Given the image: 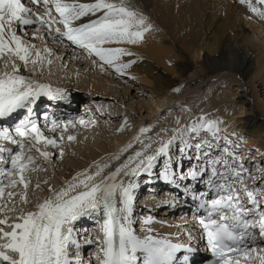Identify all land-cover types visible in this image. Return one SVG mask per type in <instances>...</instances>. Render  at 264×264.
<instances>
[{"label":"snow or ice","instance_id":"obj_1","mask_svg":"<svg viewBox=\"0 0 264 264\" xmlns=\"http://www.w3.org/2000/svg\"><path fill=\"white\" fill-rule=\"evenodd\" d=\"M239 3L264 21V10L256 6H264V0ZM28 28L33 40L44 42L43 48L24 39ZM153 30L135 0H0V264H92L83 258L82 245L95 246L90 253L95 264H193L196 250L190 244L157 238L151 216L135 217L141 177L151 183L160 157L166 160L159 178L191 200L195 213H202L198 223L213 264H264V248L254 246L257 229L264 238V180L257 183L258 177L231 150L219 119L201 115L190 123L175 120L178 127L162 129L171 136L150 154L155 136L142 139L152 129L141 127L134 137L139 149L130 142L108 162L77 173L56 189L45 179L48 194L42 200L36 195L44 189L40 181L33 185L31 174L47 171L41 161L52 162L49 149L60 146L70 125H85L83 119L49 123L45 115L41 128L35 117L33 106L40 97L66 94L37 79V69L45 62L50 66L56 55L48 42L78 51L72 59L87 58L102 73L134 80L130 70L139 62L136 50ZM29 65L31 73L25 75ZM45 129L60 135L49 138ZM184 160L189 161L186 170ZM107 168L112 170L102 175ZM82 219L93 221L98 234L78 229Z\"/></svg>","mask_w":264,"mask_h":264},{"label":"bare ground","instance_id":"obj_2","mask_svg":"<svg viewBox=\"0 0 264 264\" xmlns=\"http://www.w3.org/2000/svg\"><path fill=\"white\" fill-rule=\"evenodd\" d=\"M137 1L140 2V5H137V7L149 17L154 30L146 35L144 43L137 48L136 59L139 62L130 70L131 74L142 81L149 79L150 93L156 95V97L165 98L169 92L178 85L179 81L184 80L186 73L190 71L196 72L195 68L200 67L197 79L200 78L202 81H205L206 78L211 77L212 75L216 76V74L222 72L228 71L234 73L238 77L239 82H241L240 88H242L240 91H238V89L232 90L230 94V96L236 101V107L233 108L235 111L230 112L223 110L224 104L217 103L216 108L220 110H217V113L211 117L215 118L221 116L228 119V123L225 124L223 121L224 123L221 125V136H231L232 133L233 139L227 137L231 145L234 144L233 140L235 139L242 141L246 151H243L241 160L245 167L248 169L252 168L254 167L255 162L259 165L260 160H264V104L255 107L253 105V97H255L256 100V96L259 97L260 95H264V21L252 15V13L248 11L247 6L240 4L239 0ZM252 3L255 5V0H252ZM165 5H167V7H164ZM256 6L264 10V6ZM175 7L178 12L177 14H173ZM249 16L252 18L249 19ZM160 29L167 33V39H169L168 43L171 47L169 50L167 48L168 46H162L163 34L160 32ZM258 35L263 37L259 38ZM171 49H173V52L170 51ZM197 51L203 52V58H199L198 62L194 61L193 57ZM190 52L192 54H189ZM174 53H176L177 56H174ZM2 69L3 60L0 59V70ZM42 69H45V64L42 68L37 69L38 75H44L41 73ZM31 70L32 66L29 65V71L24 74L29 75ZM53 74L55 76H52L51 79L56 80L59 78L62 85L69 84L70 79L72 81H79L75 76H71L68 82H62V79H60L61 76H58L55 73ZM82 83L84 82L81 81L77 83V86H84ZM194 83L196 82L189 81L188 84L192 85ZM89 84L92 85L90 88V90H92L91 93L93 92L95 94V97L92 96L89 98L98 100V105L95 109L90 107L92 104L87 101L89 100V98H87L88 96L86 97L84 94L75 93L68 95V89L66 87L69 86L67 85L61 87L66 90L67 95H64L65 99L60 98L58 102L56 101L57 107H55L54 110L61 112L65 109L69 112L68 109L71 108L70 110L73 113H76L77 111H80V109L78 110L77 108V103L79 101H86V104H88L87 106H89L88 109H97V116L98 114H103L104 117L107 116L109 118L111 115L109 113L108 104L106 103L112 102L110 101V99H112L110 98L111 94H109L106 87L101 82L93 84V81H91ZM257 88L263 89V92ZM67 96L69 97V100ZM238 106H240V108H237ZM87 111L86 106H83V109L79 114L86 116ZM170 112L172 113L173 111ZM109 119L112 121L111 118ZM84 121L87 122L86 120ZM77 127L84 128V130H93V126L90 123H86L83 127L80 126V124L75 125L74 127L69 126L68 131L72 132L77 129ZM99 129L100 131L103 130L102 134H104V136H109L110 133L112 134L113 132V130H110L109 128ZM120 130L121 129L118 131ZM87 131L89 132V130H86V132ZM49 132L53 134L51 131ZM233 133H235V135H233ZM65 134L63 133L65 138L69 135L75 137L73 133ZM221 141H223V139H221ZM108 147L109 144L107 142L97 145L95 156L93 155V150L90 149H84L83 152L78 151L79 153L74 159H70V155L66 153L64 157L68 163H63L59 157L60 159L57 161V172L62 175L65 182H69L73 176L77 175V173L91 168L95 163L104 159L107 155L110 154L113 156L114 149L110 151V148L108 149ZM49 151L54 154L53 149H49ZM251 151H254V155L253 153L248 155L247 152L250 153ZM245 159H247L246 163H244ZM260 166H262V164H260ZM255 170H258L257 166L253 169L254 172H256ZM258 172L259 174L264 173L262 170H258ZM155 180L159 181V177ZM62 185L64 184L61 183V181L54 180L52 186L56 189ZM41 186L44 190L39 191V194L41 195L40 197H44L48 194V186ZM163 191H165V194H168L173 198H182V196L179 195V190L165 187V190ZM143 198L145 200H153L157 197L153 195ZM151 207V204L147 207H143V209H145L143 210V213H148V209ZM169 208L176 212L182 211L179 210V205H176L175 207L170 206ZM183 212L184 211H182V213ZM170 214L174 219L173 222L178 218L175 227H172L166 222L170 219ZM172 214L173 213H169V211L162 213L161 216L165 217L163 220L166 219L165 224L161 222L162 224L160 225H152L153 233L168 237L178 229L176 226L181 225V229L188 230L187 233L189 234V237L184 234L186 231L184 230V233H179L178 238L187 239L185 243L191 239V243L194 241V247L198 250H202V247L200 248L199 246L201 235L198 237L199 232L192 227H196L195 222L188 224L186 220H180V218H182L180 217L181 214H174V216ZM142 215L143 214H141V216ZM183 215L184 214H182V216ZM148 216L150 215H147L146 217ZM187 219L189 221V218ZM80 227L82 226L80 225L79 228ZM171 227L172 229H170ZM138 230L140 229L138 228ZM82 231H85L83 227ZM182 235H184V237H182ZM178 238L176 241H180ZM180 242L182 243L183 241ZM88 246L90 247V245H85V248L87 249Z\"/></svg>","mask_w":264,"mask_h":264},{"label":"rangeland","instance_id":"obj_3","mask_svg":"<svg viewBox=\"0 0 264 264\" xmlns=\"http://www.w3.org/2000/svg\"><path fill=\"white\" fill-rule=\"evenodd\" d=\"M135 3L136 5H140V2H138L137 0H135ZM164 7H167V5H165ZM176 10L177 9L175 7L173 10L174 11L173 14L178 13ZM160 32L163 34L162 46H165V47L168 46L167 48L169 50L171 47L169 46V43H168L169 39H167V33L161 29H160ZM258 37L262 38L263 36L258 35ZM24 39L29 41L30 43L36 44L40 48L44 47V42L40 40H33L31 33L30 34L28 33L27 36H24ZM47 46L52 48L54 52L56 53V55L53 56L52 58L53 62L50 66L45 62V69L41 70V73H43L44 75L37 74V79H39V81L42 83L51 85L53 89L61 88L63 86L68 85L69 87H66L68 89V95L69 94L71 95L72 93L84 94L86 97L88 96L87 98L92 97V96L95 97V94L93 92L91 93L92 90H90V88L92 87L91 85L92 83L91 84L89 83L91 81H93V84L96 82L97 83L101 82L106 87L109 94H111L110 98L112 99H110V101L112 102L106 103V104H108L109 113L111 115L109 118H111L112 121L107 116L104 117L103 114H100V115L98 114L97 116V112H96L97 109L91 110L92 112L94 111L93 115L96 116L95 120H97L98 122V124L96 122L94 123L96 125L90 123L93 126V130H90V129L84 130V128L77 127L78 130L75 129L72 132L67 130L63 132L64 134L66 133L65 135L73 133V135H75V140L69 141L67 137L66 138L64 137V139L60 141V146L53 149L54 154H52L53 155L52 163L49 164V163H45L41 161V163H44V166L47 167V171L46 172L41 171L39 173H32L31 178H32L33 185H35L37 181H40L41 185H44L42 183L43 179L44 180L47 179L51 183V186L53 185L54 180L61 181V183L63 184L68 182V181L65 182V180L62 178V175L59 172H57V166H58L57 161H59L58 159L61 158V161H63V163L65 164L68 163L66 158L64 157L66 153L70 155V159H74L79 153L78 151L83 152L84 149L85 150L90 149V150H93L92 152H93V155L95 156L96 154L95 152L97 151L96 150L97 145H101L104 142H107L109 144L108 149L110 148L109 149L110 151L114 149V154L119 152L122 148H125L130 142L133 143L136 149H139V144L134 140V137L138 135L139 129L141 127H150L152 129V131L150 133L145 134L144 137H142V139L147 140L149 135L155 136L156 142L153 143L152 148L148 150L150 154L152 149L159 147V142L161 139H167L169 136H171V131H169L167 135H165V133L161 131L162 129L164 128L174 129L178 127L175 123V120L179 119L181 124H184L186 122L190 123L191 121L196 120L201 115L212 118L211 116L216 114L217 110L218 111L220 110L216 108L217 103L224 104L223 110H227L230 112L235 111L233 110V108L236 107L235 105L236 101L232 96H230V94L232 90L238 89V91H240L242 89L240 88L241 82H239L238 77L234 73L228 72V71L222 72L220 74H216V76L212 75L211 76L212 78L208 77L205 79V81L200 80V78H198L199 79L198 80L197 75L199 74L198 72H200V67H198V68H195L197 73L190 71L186 73L184 80L179 81L178 85L175 87V88L181 89L179 92H175L172 89L165 98H159V97H156V95H153L150 93L149 79L147 80L145 79V81H142L136 77V79L132 80V79H128L127 76L123 78L118 77L115 73H111L108 71L102 73L99 68H93L90 60L87 58L72 59L73 56L79 55L78 51H73L70 48H61L58 45L52 44L50 41L48 42ZM170 51L173 52V49H171ZM174 54H175L174 56H177L176 53ZM189 54H192V53L190 52ZM59 57H62V60ZM193 57H194V61L198 62L199 58L200 59L203 58V52L197 51ZM53 73H55L58 76H61L60 79H62V82L63 81L68 82L71 76H75L76 78H78L79 81H72L70 79L69 84L62 85L59 78H57L56 80L51 79L52 76H55ZM81 81L84 82L82 83V85L84 86L78 87L77 83ZM189 81H194L196 83L191 85V84H188ZM257 89L262 90L263 92V89L261 88H257ZM67 98L69 100L68 96ZM59 99L60 98L49 99L46 97V99L42 101V103L54 109L55 107H57L56 104ZM62 99H65V98L63 97ZM253 100H254L253 105L255 107L262 105L264 104V95H260L259 97L256 96V100H255V97H253ZM87 101L92 104V106H90L92 109L93 108L95 109V107L98 105V100L96 99L93 100L89 98V100ZM86 103H87L86 101L85 102L79 101L77 103L78 107L77 106L76 107L78 108V110L80 109V111H77L76 113L79 114V112H81V110L83 109V106L88 105ZM237 108H240V106H238ZM70 109L71 108L68 109L69 112L73 113ZM184 109H187L188 111H184ZM170 111H173V112L171 113ZM125 118L127 119V124H125ZM217 118L219 120L224 121L225 124L228 123L227 118H223L221 116H218L215 118L213 117V119H217ZM75 122H77V120ZM86 123L88 122H85V124ZM78 124L79 123H76L75 125H78ZM99 128H102V129L109 128L110 130H113V132L112 134L110 133L109 136H106V135L104 136V134H102L103 130L100 131ZM121 128L123 129L126 128V129L125 131L124 130L118 131ZM86 130H89V132L88 131L86 132ZM156 133H159V134L157 135ZM58 134L60 135L59 131L58 133L56 132L53 134H51L48 130L45 131V135L48 136L49 138L59 137ZM226 137L233 139L232 133H231V136L226 135ZM233 141H234V144L231 145V148L233 149L231 150L233 152H237L239 156L241 157L243 154V151L244 152L246 151L244 144L242 143L241 140H238V139H235ZM223 144H224V140L221 141V145ZM61 148L63 149V152H64L62 157L60 156ZM131 151L132 149H129L128 152L125 153V155H127ZM247 153L248 155L252 153L254 155V151H251L250 153L247 152ZM112 157L113 156L109 154L104 159L98 161L97 163L102 165L103 163L108 162ZM123 158L124 157L122 156L121 160H123ZM165 160H166L165 157L158 158L156 165L157 166L159 165L158 166L159 168L161 167L163 168ZM246 160L247 159L244 160L245 161L244 163H246ZM185 161L186 160L183 161L184 168L186 165ZM97 163H95V165H93L94 167L92 166L91 168H95ZM114 163H119V161H115ZM252 163H253V160H252ZM257 164L258 163L255 162L254 167L250 169L253 170L257 166L258 170L264 171V160L261 159L259 165ZM260 164H262V166H260ZM111 170L112 168L105 169V172L102 173V175L108 173ZM153 171L158 172L159 170L157 169V167H155ZM157 177L158 176L155 175V179ZM261 177L263 178L257 180V183H260V181L264 180V173L261 174ZM259 178H260V174H259ZM97 179H99V177H97ZM145 180H147V178L145 176H142L141 182H144ZM141 185L142 184H140V187ZM161 188H162V192H160V194H165L164 193L165 191H163L165 190V186H161ZM146 193L147 192H142V196H140L139 198L145 197L147 195ZM137 194H138V191H136V199H138V196H139ZM36 195L39 196L41 200L44 198V197H40L41 195L39 194V190H37ZM155 196L157 197V199L160 197L159 194H155ZM147 197H149V195ZM170 206L171 204H169V207ZM143 210L145 209H141L140 211L143 213ZM137 212H139V209H137ZM162 213L164 212L163 211L159 212L157 214V218L160 222H163L165 224L166 219L163 220V218L165 217L161 216ZM181 213L182 211H177L175 215L176 214L178 215ZM172 215L174 216V214ZM135 217L139 219L141 217V214H135ZM169 218L170 219H168L166 222L170 224L172 227H175V225H177L176 222H178V218L174 222H173L174 219L171 215ZM187 223L190 224V222H187ZM135 226L137 230L138 228L140 229L139 224H136ZM172 227L170 229H172ZM176 227L178 229H176L168 237L176 236L178 238L179 233H184L183 232L184 230H186L185 233L188 232L187 229H181L182 228L181 225H178ZM80 228L79 229L82 230V227ZM160 228H166V227H160ZM138 234H140V232H138ZM155 235H158V233H156ZM158 236H161V235H158ZM161 237H164V236H161ZM182 237H184V235H182ZM178 240L183 241L182 243H185V241H187V239H184V238H178ZM82 248L85 250L86 249L85 245H83ZM84 259L86 261L88 260V258H84ZM92 264H95V261H93Z\"/></svg>","mask_w":264,"mask_h":264}]
</instances>
